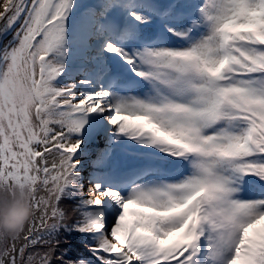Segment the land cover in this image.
Wrapping results in <instances>:
<instances>
[{
    "label": "snow or ice",
    "instance_id": "6c2138e0",
    "mask_svg": "<svg viewBox=\"0 0 264 264\" xmlns=\"http://www.w3.org/2000/svg\"><path fill=\"white\" fill-rule=\"evenodd\" d=\"M21 189L0 264H264V0H0Z\"/></svg>",
    "mask_w": 264,
    "mask_h": 264
},
{
    "label": "clouds",
    "instance_id": "9594fccd",
    "mask_svg": "<svg viewBox=\"0 0 264 264\" xmlns=\"http://www.w3.org/2000/svg\"><path fill=\"white\" fill-rule=\"evenodd\" d=\"M31 192L18 190L15 197L0 194V234L18 235L34 215L30 203Z\"/></svg>",
    "mask_w": 264,
    "mask_h": 264
},
{
    "label": "trees",
    "instance_id": "16d2710c",
    "mask_svg": "<svg viewBox=\"0 0 264 264\" xmlns=\"http://www.w3.org/2000/svg\"><path fill=\"white\" fill-rule=\"evenodd\" d=\"M74 245L76 247V250L79 251V242L78 241H74Z\"/></svg>",
    "mask_w": 264,
    "mask_h": 264
}]
</instances>
